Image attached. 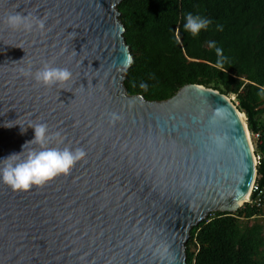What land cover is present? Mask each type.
<instances>
[{
	"label": "water",
	"instance_id": "obj_1",
	"mask_svg": "<svg viewBox=\"0 0 264 264\" xmlns=\"http://www.w3.org/2000/svg\"><path fill=\"white\" fill-rule=\"evenodd\" d=\"M123 1L0 0V159L39 123L48 147L86 153L28 192L0 183V264H161V243L188 264L192 229L249 202L257 156L230 97L199 85L162 102L128 93ZM13 13L45 19L43 32L10 29ZM44 65L67 68L70 82L43 87L20 72Z\"/></svg>",
	"mask_w": 264,
	"mask_h": 264
},
{
	"label": "trees",
	"instance_id": "obj_2",
	"mask_svg": "<svg viewBox=\"0 0 264 264\" xmlns=\"http://www.w3.org/2000/svg\"><path fill=\"white\" fill-rule=\"evenodd\" d=\"M119 11L134 57L128 93L162 102L199 85L236 97L250 131L260 136L256 155L264 190V0H124ZM187 13L211 21L196 38L184 30ZM263 219L264 207L249 203L237 213L212 214L192 229L187 263L264 264Z\"/></svg>",
	"mask_w": 264,
	"mask_h": 264
},
{
	"label": "clouds",
	"instance_id": "obj_3",
	"mask_svg": "<svg viewBox=\"0 0 264 264\" xmlns=\"http://www.w3.org/2000/svg\"><path fill=\"white\" fill-rule=\"evenodd\" d=\"M184 30L191 34L193 38L199 36L202 30H207L211 21L199 15L187 13L185 16ZM7 25L14 31L30 32L33 28L43 32L45 28V19L13 13L7 16ZM209 47L215 48V42H210ZM218 57H223V50L216 48ZM222 61H218V67ZM21 74L32 77L36 84L43 87L64 86L70 82L72 73L67 68H57L50 65H44L34 74L31 69H21ZM141 88L147 85L141 84ZM222 110L214 113L213 120L221 117ZM9 124L5 127H13ZM21 134L28 128L34 132V137L27 142L20 153H13L0 159V183L10 187L16 192H28L34 187H41L61 175H68L74 165L83 160L86 153L83 149L72 150L65 147L63 150L48 147L51 140L49 130L46 124L39 123L31 125L28 128L21 127ZM34 144L40 147L39 151L30 150L26 156L23 155L27 145ZM156 254L159 256L161 264H172L169 258L168 247L161 243Z\"/></svg>",
	"mask_w": 264,
	"mask_h": 264
},
{
	"label": "built area",
	"instance_id": "obj_4",
	"mask_svg": "<svg viewBox=\"0 0 264 264\" xmlns=\"http://www.w3.org/2000/svg\"><path fill=\"white\" fill-rule=\"evenodd\" d=\"M255 137L257 138L256 140H258L260 136L259 134H256ZM260 161H261V158L257 156L258 166L260 165ZM260 179L261 178L258 176L253 186L251 197L248 203L262 208L264 207V190L260 188V184H259ZM257 192H258L257 197H253V195L256 194Z\"/></svg>",
	"mask_w": 264,
	"mask_h": 264
},
{
	"label": "rangeland",
	"instance_id": "obj_5",
	"mask_svg": "<svg viewBox=\"0 0 264 264\" xmlns=\"http://www.w3.org/2000/svg\"><path fill=\"white\" fill-rule=\"evenodd\" d=\"M230 99H232L233 100V102L235 103V105L236 106H238V102H237V100H236V97H234V96H231L230 97ZM247 122V126H248V130H249V132H250V138H251V142H252V144H253V148H254V150H255V152H256V149H257V146H256V137H255V135L250 131V129H249V122L248 121H246ZM257 156V155H256ZM264 220V219H263ZM254 224H255V220L253 219L252 221H250L249 222V226H254Z\"/></svg>",
	"mask_w": 264,
	"mask_h": 264
},
{
	"label": "bare ground",
	"instance_id": "obj_6",
	"mask_svg": "<svg viewBox=\"0 0 264 264\" xmlns=\"http://www.w3.org/2000/svg\"><path fill=\"white\" fill-rule=\"evenodd\" d=\"M241 116H242V120H243V122H244V124H245V126H246V119H245L244 115H241ZM247 132H248V136H249V138H250V133H249V130H248V129H247ZM250 142H251V138H250ZM251 144H252V142H251ZM250 197H251V192L247 195L245 201H248V200L250 199Z\"/></svg>",
	"mask_w": 264,
	"mask_h": 264
},
{
	"label": "snow or ice",
	"instance_id": "obj_7",
	"mask_svg": "<svg viewBox=\"0 0 264 264\" xmlns=\"http://www.w3.org/2000/svg\"><path fill=\"white\" fill-rule=\"evenodd\" d=\"M133 155H135V153H133ZM164 174V172H163V170L161 171V175H163Z\"/></svg>",
	"mask_w": 264,
	"mask_h": 264
}]
</instances>
